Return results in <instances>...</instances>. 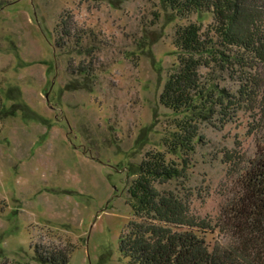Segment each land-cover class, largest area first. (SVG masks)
I'll return each mask as SVG.
<instances>
[{
  "label": "rangeland",
  "instance_id": "374dc122",
  "mask_svg": "<svg viewBox=\"0 0 264 264\" xmlns=\"http://www.w3.org/2000/svg\"><path fill=\"white\" fill-rule=\"evenodd\" d=\"M61 20L81 42L62 38ZM190 23L206 30L213 14L183 18L161 0H0V248L10 262L34 263L40 246L70 250L68 264H131L118 249L128 189L185 117L160 97L178 66L176 29ZM201 72L238 89L224 72ZM252 125L246 111L200 124L192 152L167 154L183 176L159 189L215 219L225 154H255Z\"/></svg>",
  "mask_w": 264,
  "mask_h": 264
},
{
  "label": "trees",
  "instance_id": "16d2710c",
  "mask_svg": "<svg viewBox=\"0 0 264 264\" xmlns=\"http://www.w3.org/2000/svg\"><path fill=\"white\" fill-rule=\"evenodd\" d=\"M185 18L210 11L213 23L204 30L179 26L174 44L178 66L169 74L161 103L185 117L177 121L167 152L148 151L131 182L133 216L119 238V252L131 264H264V0H161ZM62 38L75 36L61 20ZM224 72L237 82L230 91L213 85L201 70ZM81 71H87L82 68ZM240 111L253 118L257 150L252 156L226 153L229 183L215 219L196 216L187 199L159 189L183 176L182 165L167 159L179 150H194L200 124L214 118L224 124ZM4 115L0 107V120ZM216 234L213 244L207 234ZM31 262H10L0 248V264H68L70 250L35 247Z\"/></svg>",
  "mask_w": 264,
  "mask_h": 264
}]
</instances>
